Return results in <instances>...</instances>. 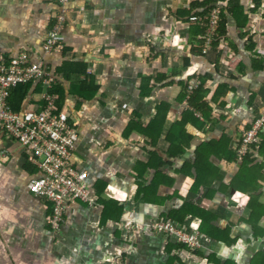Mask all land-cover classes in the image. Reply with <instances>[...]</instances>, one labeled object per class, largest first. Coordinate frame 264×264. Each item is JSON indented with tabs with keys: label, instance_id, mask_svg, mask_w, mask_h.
I'll list each match as a JSON object with an SVG mask.
<instances>
[{
	"label": "crops",
	"instance_id": "obj_1",
	"mask_svg": "<svg viewBox=\"0 0 264 264\" xmlns=\"http://www.w3.org/2000/svg\"><path fill=\"white\" fill-rule=\"evenodd\" d=\"M240 5L237 17L226 12L225 36L205 52L202 27L189 21L205 0H70L62 50L45 54L59 1L0 0V53L24 52L59 79L62 109L78 134L72 164L87 173L94 191L102 188L99 201L70 206L52 231L50 204L29 191L37 167L20 143L0 132V264H214L211 255L220 264H262L264 230L249 221L252 211L241 201H264V135L246 166L236 149L242 132L264 114V11H251L246 0ZM64 62L79 72L85 66V75L59 78ZM201 80L199 104L208 118L194 111L196 119L185 120L190 140L174 153L169 138L180 140L172 126L193 110L183 86ZM80 81L91 89L86 98L73 91ZM42 92L32 84L19 111L42 108ZM159 106L167 112L157 119ZM162 119L161 129L152 125ZM213 142L219 144L202 158L211 174L198 185L190 169L196 150ZM250 169L257 181L236 200L232 182ZM184 205L215 216L212 225L233 242L204 237L203 257L192 262L174 238L151 230ZM185 213L177 225L198 229L200 219L190 208Z\"/></svg>",
	"mask_w": 264,
	"mask_h": 264
},
{
	"label": "built area",
	"instance_id": "obj_2",
	"mask_svg": "<svg viewBox=\"0 0 264 264\" xmlns=\"http://www.w3.org/2000/svg\"><path fill=\"white\" fill-rule=\"evenodd\" d=\"M60 12L53 27L48 32L43 50L53 54L62 50L60 34L68 18L67 5L70 0H58ZM217 1V0H216ZM253 3L255 0H246ZM220 9L215 7L204 15H193L190 23L202 27L205 31L202 43L203 51L212 49L217 36ZM55 77L43 61H31L22 52L13 57L0 53V132L17 141L23 147L31 163L37 167L38 175L32 179L29 191L33 196L50 204L47 224L52 231H58L67 209L78 203L93 205L97 197L85 171L78 170L72 164V153L78 140L74 126L68 123V114L59 110L56 96L50 93ZM25 84H40L43 88L40 109L14 111L8 104L11 89ZM199 85V81L188 84L186 99ZM264 135V114L258 115L251 127L242 132L236 149L237 159L242 161L250 147L257 145ZM154 233L172 237L177 243L189 250L199 249L204 236L198 229L186 228L174 224L171 220H158L150 225Z\"/></svg>",
	"mask_w": 264,
	"mask_h": 264
},
{
	"label": "trees",
	"instance_id": "obj_3",
	"mask_svg": "<svg viewBox=\"0 0 264 264\" xmlns=\"http://www.w3.org/2000/svg\"><path fill=\"white\" fill-rule=\"evenodd\" d=\"M252 4L251 7V11L260 9L264 11V0H255ZM205 9L201 12L198 13L197 15H204L207 14L211 9L217 7V6H222V11L220 13V18H219V23H218V31H217V36L214 38L213 44H212V48H215L218 44L219 41H221V39L225 36L226 34V22H227V16H226V12H228L230 15H232L234 18L237 17L238 13L243 12L242 6L240 5V0H205ZM225 9V10H224ZM243 14V13H242ZM262 17L264 18V12ZM199 27V26H198ZM201 39L204 37L205 31L203 28H201ZM202 43H203V39L200 42V48L202 50ZM73 65L76 66V69H74ZM85 66H83L82 68V72L80 70L79 72V68H77V64H73V63H67L64 62L63 65L58 69L57 71V75L59 78H64L67 80H71L73 74H75V71L78 75H85ZM69 68H72L74 70H71ZM69 69V70H67ZM32 84H25V85H19L13 89L10 90L9 92V97H8V104L10 106L11 109H13L14 111H19L21 109V106L23 104V102L26 100L28 93H29V88L31 87ZM39 87L41 86L40 84ZM86 82L85 81H80V84L74 87V92H76L77 94H80L83 97H87L88 93L90 92V87L85 86ZM183 96H186V90L188 87V83L185 84L183 86ZM201 88H202V80H201V84L198 85L190 94V96L187 99V103L188 106L190 107L191 111H186L184 113V118L182 121L174 124L172 126L171 129V133H173L172 131H177L176 134L179 137L178 142H176L175 140H173L172 138H169L171 146L174 147L175 152L174 153H181L184 151V146H187L190 140V137L188 135L185 134L184 131V125H185V120L188 118H192V119H196L194 117V111L195 112H200V115L204 116L205 118H208V112L205 111V104L200 102V98L199 95L201 93ZM50 93L54 94L56 96V105L58 107L59 110L62 109V106L64 104L65 101V90L62 86V83L58 80L55 79V82L52 86V88L49 91ZM44 104V103H43ZM42 104V106H43ZM167 109H164L159 106L158 107V114H157V119L158 117H163L166 115ZM164 120L162 119V121H154L152 122V125H160V129L163 125ZM68 123H70V117L68 118ZM71 124V123H70ZM251 127V125L249 126V128ZM147 129L151 130L152 128L149 126L147 127ZM146 129V130H147ZM262 141V140H261ZM261 141L259 144L257 145H253L250 147V150L253 148H256L259 146L261 147ZM176 142V143H175ZM219 143L218 142H213L210 144H202L201 146L198 147V149L196 150V162L191 165V170L193 169L194 173L196 174V177H193V181L196 182L198 185L201 184L202 182V176H208L211 173L209 172V168L204 167V165L206 163H204L202 159L203 157H205L207 159V151H210V149L214 146H217ZM250 153L248 152L246 154V156L243 158L242 161H240L241 163V167L242 166H246L247 164H249L251 162L250 159ZM235 159H236V155H235ZM205 172V174L203 173ZM252 174L251 169L246 173H240L237 175V177L233 180L232 184L234 186V189L236 190V192L234 193V198L236 200L238 199V193L242 192V194L246 193L249 189V184H251L254 181L257 180H253V175L250 176ZM251 177V178H250ZM238 185L241 186L238 187ZM192 188V186L190 187ZM100 188L97 189V191L95 190V194L97 196V200L99 201L101 199V191L102 188L99 190ZM250 196L246 197V200L241 201L242 204H244L245 206H247L248 208L251 209V216H250V220L251 222L255 223L256 227H258L257 229H259L260 227L263 228L264 230V221L262 222V220L264 219V211H263V203L264 201L261 200V202H259V198H255V197H251ZM190 208V210L192 211V215L195 217H198L201 221L200 226L198 227V230L200 232V234L202 236L205 237L204 241L208 238L210 240H214L215 242H222V243H226V244H230L231 242H233L232 239H229L226 236V231H222L220 230L218 227H215L212 225V221L216 219L215 216H213L211 213L207 212L205 209H199V208H191V206L189 205H184L182 207V209L180 211H176V213H173L170 215L169 218H165L163 220L169 219L171 220L174 224H181L182 220L185 218V210ZM263 218V219H262ZM262 219V220H261ZM258 225V226H257ZM260 226V227H259ZM257 236H260L259 234H257ZM203 241V242H204ZM179 244V243H177ZM179 246L182 249L187 250V252H189L192 262L194 260L199 261L202 259L203 254L202 251L199 249H195V250H189L186 246L179 244ZM260 259L262 261V264H264V255H260ZM209 261L214 263V264H220V262H218V260H216L213 255L209 256ZM182 263V262H181ZM224 264H233L232 261L228 260L226 261Z\"/></svg>",
	"mask_w": 264,
	"mask_h": 264
}]
</instances>
